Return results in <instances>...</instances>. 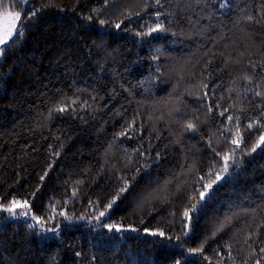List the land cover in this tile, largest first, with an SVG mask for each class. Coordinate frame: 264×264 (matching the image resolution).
<instances>
[{
    "label": "trees",
    "instance_id": "1",
    "mask_svg": "<svg viewBox=\"0 0 264 264\" xmlns=\"http://www.w3.org/2000/svg\"><path fill=\"white\" fill-rule=\"evenodd\" d=\"M6 7L0 264H264V0Z\"/></svg>",
    "mask_w": 264,
    "mask_h": 264
},
{
    "label": "snow or ice",
    "instance_id": "2",
    "mask_svg": "<svg viewBox=\"0 0 264 264\" xmlns=\"http://www.w3.org/2000/svg\"><path fill=\"white\" fill-rule=\"evenodd\" d=\"M21 2H25V0H21ZM157 4H159L160 0H156ZM34 15V13H33ZM157 15H159V13H157ZM21 16H22V12L21 11H16V12H12L11 10H9L7 7L3 10V11H0V45H7V42L12 39L14 36L16 35H23V30H22V26L20 24V21H21ZM90 19V17H89ZM101 24L104 23V21H100ZM116 27H120L119 24L116 25ZM163 29V26L162 25H157V28L155 29H151V31H157V30H162ZM4 47H0V54L3 53L4 51ZM59 111H65L66 109L65 108H60L58 109ZM229 119H231V117H229ZM256 123H259V121H257ZM189 127H192V125L190 124ZM249 129H251L253 127L252 124H249L248 125ZM233 144L239 146V143L240 141L239 140H236L234 139L232 141ZM261 145H264V134L260 135L259 139L257 140V143L255 146H253V148L251 149L252 151H255L257 147H260ZM230 157L229 156H225L224 159H225V165H224V171L227 172L228 170V165H227V161ZM220 179V176L217 175L216 176V180H219ZM216 181L213 180L211 183L205 185L206 188H211L212 187V184L215 183ZM123 191V189L121 190ZM200 196L201 198H203L204 196V193L201 192L200 193ZM25 205L27 204V202H24ZM11 204L13 206L11 207H7V208H4L3 210L4 211H7L8 213H10L11 215L15 216L16 215V211H15V207L17 206V202L15 200H13L11 202ZM112 204L111 202L106 206V209H109L111 208ZM21 207H23V205H21ZM195 207V205H193V208ZM105 211H101L99 213V217H103L105 215ZM22 215H28L27 212H23L21 213ZM63 215V213H61ZM188 213L187 211L185 212V216H187ZM99 217H97V219H99ZM66 219L68 220H71L72 217L70 216H66L65 217ZM33 219L36 220L37 224H39L41 227H43V222L41 221L40 218L38 217H33ZM34 225H29V227H33ZM105 227L109 228V229H112V228H115L116 231H120L121 229L117 226V225H104ZM50 231H53L55 232L56 231V228H52V229H49ZM132 230H135V229H132ZM147 231V229L145 230ZM155 234V233H153ZM161 236L164 235L163 232H160L159 233ZM262 251H264V249H262ZM79 255V254H78ZM177 264H179V261H177Z\"/></svg>",
    "mask_w": 264,
    "mask_h": 264
},
{
    "label": "rangeland",
    "instance_id": "3",
    "mask_svg": "<svg viewBox=\"0 0 264 264\" xmlns=\"http://www.w3.org/2000/svg\"><path fill=\"white\" fill-rule=\"evenodd\" d=\"M13 12V11H12ZM1 46V45H0Z\"/></svg>",
    "mask_w": 264,
    "mask_h": 264
}]
</instances>
